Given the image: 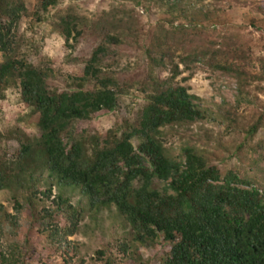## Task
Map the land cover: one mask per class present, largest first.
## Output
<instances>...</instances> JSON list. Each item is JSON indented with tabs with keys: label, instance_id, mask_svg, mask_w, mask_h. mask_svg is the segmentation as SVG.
I'll return each instance as SVG.
<instances>
[{
	"label": "trees",
	"instance_id": "1",
	"mask_svg": "<svg viewBox=\"0 0 264 264\" xmlns=\"http://www.w3.org/2000/svg\"><path fill=\"white\" fill-rule=\"evenodd\" d=\"M38 1L44 13L58 4V0ZM212 1L199 7L198 0L168 2V10H177L186 23L171 19L167 28L153 35L142 47L143 75L127 76L124 81L114 71L106 72L101 60L108 46L122 43L126 33L137 32L135 11L112 8L90 20L67 8L56 15L53 30L70 49L84 29L96 38L83 76L75 79L93 81L95 88L85 90L78 83L79 87L57 90L50 85L49 74L21 54V20L39 19L38 15L28 11L25 0H0V85L18 89L21 102L37 117L38 131L32 137L18 135L21 146L11 156L0 154V192L12 194L15 212L0 204V264L32 260L29 240L22 244L14 240L23 207L48 241L60 232L64 241L74 235L86 214L83 209L97 216L113 207L129 237L116 241V256L110 245L96 251L102 264H116V257L130 264H264V187L260 185H264V137L257 138L258 131H264V57L232 34L202 27L226 0ZM252 5L264 13L260 5ZM197 67L235 85L233 103L228 107L222 101V107H228L222 116L225 133L232 128L240 135L230 153L236 167L222 171L214 162L222 161L223 155L218 154L224 153L209 150L210 144L206 148L183 145L177 153L164 145L166 129L187 131L215 123L211 110L185 85ZM163 71L168 72L166 77H160ZM184 72L188 75L177 81ZM134 85L144 101L134 124L124 120L103 136L75 131L77 122L113 112L118 97ZM241 102L248 109L254 105L244 120L238 113ZM216 145L221 147L218 141ZM45 173L60 190L77 189L85 199V208L77 209L63 195L55 197V210L70 216L69 226L50 228L55 211L44 207L38 211V195L47 197L50 192L39 191ZM59 246L63 248L62 243ZM142 250L156 251L159 257L145 259ZM57 264L72 263L62 258Z\"/></svg>",
	"mask_w": 264,
	"mask_h": 264
},
{
	"label": "rangeland",
	"instance_id": "2",
	"mask_svg": "<svg viewBox=\"0 0 264 264\" xmlns=\"http://www.w3.org/2000/svg\"><path fill=\"white\" fill-rule=\"evenodd\" d=\"M170 1L153 0V3H145L139 0L135 4L133 0H58L56 6L48 8L44 13L38 0H25L28 11L38 15L39 19L31 16L21 20L19 26V32L22 34L21 54L34 67L49 74L51 77L49 82L53 89L69 90L76 86L79 87L77 85L79 82L75 79L83 76L85 60L96 45V38L91 35L89 30L84 29L74 47L67 48L63 38L54 32L53 24H51L56 15L62 14L67 8H73L77 14L90 20H96L102 11L112 8L134 10L138 23L137 32L126 33L122 43L108 46L107 54L102 58L101 63L106 72L114 71L118 74L120 81H124L127 76L143 75L145 58L142 55V47L153 35H159L164 28H167L168 21L171 19L175 20V24L186 23L184 18L179 16L177 10H168L167 6ZM212 2V0H198L196 7L212 4ZM145 4L147 9L144 8ZM252 4H258L264 9V0H226L218 14L204 23L202 27L207 31H212V27H214L216 30L232 34L243 46L251 48L255 55L264 57V13L254 10L255 5ZM167 75L166 71L160 72V77ZM187 75L188 72H184L176 80L180 82ZM79 84L85 90L95 88V83L90 80ZM185 85L189 87L190 94L199 97L204 106L211 110L215 123H206L187 131L166 129L163 138L164 145L177 153L183 145L192 144L206 148V145L210 144L209 150L224 153L218 154L223 155L222 161L214 162L219 164L222 171L236 167L237 161L231 157L230 153L239 142L240 135L232 131V128L225 133V121L222 116V112L233 103L235 85L230 79L199 67L194 68L192 77ZM222 101H225L228 107H222ZM143 104L142 95L134 85L129 89L128 94L118 97L117 108L113 112L92 117L89 121H79L75 125V131L77 133L87 131L90 135L103 136L109 129L120 127L124 120H127L129 124H134L139 118ZM246 107V103L241 102L238 108L239 116L244 117L242 120L246 118L254 105L249 109ZM36 123V115L32 114L30 108L21 102L18 89L11 85H0V134L3 136V140L0 142V154L5 152L2 154L11 156L20 148L18 135L24 134L27 137H32L37 134ZM210 137L213 141L211 143L207 139ZM263 137L264 131L259 130L257 138ZM217 141L221 145L220 148L215 147ZM262 166L264 167V164ZM260 185L261 188L264 187L263 183ZM49 189L47 197L46 194L38 195L41 204L38 211L43 207L44 211H55V215L51 213L53 218L49 220L50 228L54 229L55 225L59 228L69 226L70 216L55 210L57 205L55 197L59 194L63 195L77 209L85 208V199L77 189L60 190L45 173L41 178L39 191L43 193ZM13 202L10 192H0V204L11 214L15 213L12 208ZM83 210L86 214L80 221L76 233L66 237L64 241L62 232H60L51 242L40 235L41 233L33 224L27 207H23L18 213L19 228L14 240L21 244L24 240H29L30 247L27 251L32 257L29 263L57 264L62 262V258H65L66 260L70 259L72 264H78L80 260L83 261V264H102L97 260L95 252L102 250L106 245H110L111 253L115 255L113 248L116 241L129 237V230L122 217L113 207L99 212L97 216L92 215L86 209ZM41 213L44 214V212ZM45 230L47 232L50 229L45 228ZM60 243L63 248L59 246ZM66 243L69 245H64ZM73 247H76V252L72 251ZM141 252L145 259L151 257L155 261L159 257L156 251L142 250ZM119 259L116 257V264H130L125 261L119 262Z\"/></svg>",
	"mask_w": 264,
	"mask_h": 264
}]
</instances>
